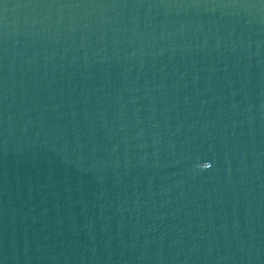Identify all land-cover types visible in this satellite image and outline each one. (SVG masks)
<instances>
[{"label":"water","instance_id":"1","mask_svg":"<svg viewBox=\"0 0 264 264\" xmlns=\"http://www.w3.org/2000/svg\"><path fill=\"white\" fill-rule=\"evenodd\" d=\"M0 264H264V0H0Z\"/></svg>","mask_w":264,"mask_h":264}]
</instances>
